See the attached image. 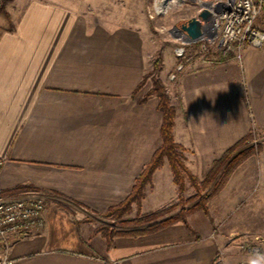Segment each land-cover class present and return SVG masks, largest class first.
Returning <instances> with one entry per match:
<instances>
[{
  "label": "crops",
  "instance_id": "crops-1",
  "mask_svg": "<svg viewBox=\"0 0 264 264\" xmlns=\"http://www.w3.org/2000/svg\"><path fill=\"white\" fill-rule=\"evenodd\" d=\"M13 22L0 33V181L9 198L47 200L43 231L0 243V264H246L239 245L264 244V148L208 202V213L109 242L96 214L128 197L162 144L160 100L147 95L150 36L68 0L25 1ZM257 27L264 30V11ZM162 56L174 139L203 179L229 148L264 130V44L247 45L241 59L234 51L202 55L195 45L182 60L173 48ZM177 196L165 159L145 188L143 212Z\"/></svg>",
  "mask_w": 264,
  "mask_h": 264
},
{
  "label": "trees",
  "instance_id": "trees-1",
  "mask_svg": "<svg viewBox=\"0 0 264 264\" xmlns=\"http://www.w3.org/2000/svg\"><path fill=\"white\" fill-rule=\"evenodd\" d=\"M195 48H198V44H195ZM161 69L162 60L158 58L154 63L153 70L149 73V75H152L154 85L147 95L155 93L160 100L159 108L163 112V122L161 126L162 144L155 151L150 162L144 167L141 174L137 177L128 197L121 203L109 208L104 215L121 217L131 210L133 203L137 204L139 208L138 212H140V206L145 195V188L152 181L155 170L163 164L165 159L168 160L171 166L174 182L178 186V201L169 207L143 215L139 213L134 218L126 219L125 222L127 225L122 229L101 225L99 231L103 233L109 242L112 241L115 235H140L156 231L174 220H182L187 223L188 216L199 210L208 213V202L220 192L237 165L244 158L253 153L260 152L262 148H264L262 145H257L256 148L250 147L249 149L242 150L236 156L231 157L236 148L242 146L250 136H252V134H250L229 148L222 157L215 160L209 173L204 179L199 180L185 163L183 147L174 139L173 127L175 124V108L170 101L166 87L159 77ZM186 180H189L196 189V193L189 199L184 197ZM176 206L181 208L177 215L163 218Z\"/></svg>",
  "mask_w": 264,
  "mask_h": 264
},
{
  "label": "rangeland",
  "instance_id": "rangeland-1",
  "mask_svg": "<svg viewBox=\"0 0 264 264\" xmlns=\"http://www.w3.org/2000/svg\"><path fill=\"white\" fill-rule=\"evenodd\" d=\"M25 1H29V0H0V33L3 30L12 29L14 23L13 18L17 16V13L20 12ZM68 1L71 2V4H73L74 6L78 7L79 9H82L85 13L93 14L97 16L99 19L110 20L112 22L131 24V25H137L143 27L145 31H147V33L149 34L152 43V48L154 51V56H153V68H154V63L158 58L162 60V65H163V56H162L163 51H165L167 48H171V49L173 48L174 51L175 47L182 43V40L179 38L175 30L176 29L180 30L179 28L183 23L195 17L198 14L199 10L203 7V2L208 0H183L180 2L173 1L162 12H158L156 10V3L158 2L160 3L162 0H68ZM213 54H219V53H216V51H214ZM160 73L161 70L159 72V77H160ZM149 77L152 81V87H153L154 81L152 75H149ZM251 134L252 136H250V138L242 146L236 148V150L232 153L231 157L236 156L242 150L249 149L250 147L256 148L257 145H262L264 147V130L252 131ZM259 153L260 152L253 153L248 157L244 158L237 165L235 170L232 172L231 176L229 177L228 181L223 186V188L227 185L232 175L236 172V170L240 166H243L244 163L249 158H251L252 156H257ZM187 182L191 184L189 180H186V186H187ZM149 184H151V182ZM191 186L193 187L192 184ZM186 190L187 187H185V192H184V197L187 199H189L196 193V189L194 187L191 189V192H193L194 194H188L190 192ZM178 196L175 202L178 201ZM138 209L139 208L137 204L133 203L131 210L121 217H117L115 215L105 216L104 215V213L106 212L105 211L103 213L96 214V218L99 221V227L101 225H106V226L108 225L111 227H116L117 229H122L124 226L127 225V223L125 222L126 219L134 218L139 213L143 215L152 212V211L143 212L142 203L140 206V212H138ZM180 210L181 208L179 206H176L165 216L177 215V213ZM239 246L242 256L247 257V259L249 255L255 251L264 252L263 243H259V244L249 243V244H242ZM239 262H240L239 264L245 263L243 259H241Z\"/></svg>",
  "mask_w": 264,
  "mask_h": 264
},
{
  "label": "built area",
  "instance_id": "built-area-1",
  "mask_svg": "<svg viewBox=\"0 0 264 264\" xmlns=\"http://www.w3.org/2000/svg\"><path fill=\"white\" fill-rule=\"evenodd\" d=\"M204 5L212 17L201 19V33L195 39L180 30L185 37H179L182 43L174 49L180 60L185 58L187 48L195 44H198V53L202 55L212 50L222 53L234 51L237 59H241L247 45L261 47L264 44V30L257 27L264 11V0H208L203 2ZM181 68L182 62L177 66V69ZM170 78L175 79L176 74L171 73ZM4 162L0 158V177ZM46 200L47 196L43 194L9 198L0 181V243H7L16 234L41 233L45 227ZM6 262L2 261L3 264Z\"/></svg>",
  "mask_w": 264,
  "mask_h": 264
},
{
  "label": "water",
  "instance_id": "water-1",
  "mask_svg": "<svg viewBox=\"0 0 264 264\" xmlns=\"http://www.w3.org/2000/svg\"><path fill=\"white\" fill-rule=\"evenodd\" d=\"M211 17L212 13L206 5H204L202 10L195 17L187 20L179 29L185 32L191 39H195L201 33V19L209 20Z\"/></svg>",
  "mask_w": 264,
  "mask_h": 264
},
{
  "label": "clouds",
  "instance_id": "clouds-1",
  "mask_svg": "<svg viewBox=\"0 0 264 264\" xmlns=\"http://www.w3.org/2000/svg\"><path fill=\"white\" fill-rule=\"evenodd\" d=\"M246 264H264V252L255 251L251 253L246 261Z\"/></svg>",
  "mask_w": 264,
  "mask_h": 264
},
{
  "label": "bare ground",
  "instance_id": "bare-ground-1",
  "mask_svg": "<svg viewBox=\"0 0 264 264\" xmlns=\"http://www.w3.org/2000/svg\"><path fill=\"white\" fill-rule=\"evenodd\" d=\"M173 1L180 2V1H183V0H162L160 3H159V2L156 3V10H157L158 12H162V11H164L165 8H166L168 5H170ZM176 30H177V29H176ZM176 30H175V32L177 33V35H178L179 37H182V38L185 37L184 34H183L180 30H177V31H176ZM179 34H180V35H179Z\"/></svg>",
  "mask_w": 264,
  "mask_h": 264
}]
</instances>
